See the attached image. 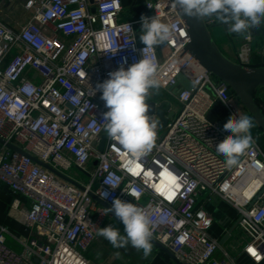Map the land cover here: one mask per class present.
<instances>
[{
	"label": "built area",
	"instance_id": "1",
	"mask_svg": "<svg viewBox=\"0 0 264 264\" xmlns=\"http://www.w3.org/2000/svg\"><path fill=\"white\" fill-rule=\"evenodd\" d=\"M91 1L6 0L0 5V184L27 201L14 199L10 216L37 234L24 238L0 226V264H96L87 254L100 240L106 211L93 196L110 208L114 198L141 208L151 219L152 239L180 264H234L216 257L219 241L208 233L212 219L196 210L205 194L238 211V224L248 236L244 250L263 264L261 130L251 132L252 144L238 163L226 166L216 145L231 134L208 115L216 102L230 115L249 114L229 94L227 83L186 52L189 32L172 1L144 0L145 17H157L173 32L147 52L138 42L141 18L122 21L125 0ZM204 20L207 26L216 22L215 16ZM252 41L251 34L244 37L235 63L251 67ZM145 57L155 60L164 93L153 101L158 106L168 101L171 108L164 129L152 117L154 145L137 158L107 136L103 116L108 108L96 85ZM179 76L192 88L181 85ZM263 95L264 87L256 93L264 110ZM104 135L108 139L100 152ZM8 144L65 176L76 168L90 181L71 178L78 187ZM103 192L109 193L106 199Z\"/></svg>",
	"mask_w": 264,
	"mask_h": 264
},
{
	"label": "clouds",
	"instance_id": "2",
	"mask_svg": "<svg viewBox=\"0 0 264 264\" xmlns=\"http://www.w3.org/2000/svg\"><path fill=\"white\" fill-rule=\"evenodd\" d=\"M176 6L189 17H213L228 26L229 34L244 33L261 26L264 22V0H175ZM142 51L172 38L171 28L157 17H141ZM157 65L154 59L145 57L127 69L120 67L109 73V78L96 85L108 111L104 113L105 132L134 157H143L152 149L156 139L157 122L148 115L146 99L150 89H157L160 81L156 78ZM224 130L231 135L216 145V151L225 157L226 166L236 165L239 157L252 144L253 122L247 115L232 114L224 124ZM103 192L102 198L108 197ZM114 213L124 226V235L111 225L100 228L98 235L114 247L131 244L142 250L145 258L152 252L151 219L131 202L113 199Z\"/></svg>",
	"mask_w": 264,
	"mask_h": 264
},
{
	"label": "crops",
	"instance_id": "3",
	"mask_svg": "<svg viewBox=\"0 0 264 264\" xmlns=\"http://www.w3.org/2000/svg\"><path fill=\"white\" fill-rule=\"evenodd\" d=\"M124 11L121 15L122 21H133L142 16L147 15L144 0H125ZM209 30L216 42L217 46L229 59L235 61V55L244 44V37L251 34L253 41L250 44L251 52L249 54L250 66H258L262 64L264 51V22L257 28L250 29L247 32L229 34L226 27L216 20L209 25ZM142 34L139 30L138 42ZM148 100V97L146 101ZM155 99H151L153 101ZM157 101V100H155ZM230 114L222 103L216 102L211 109L208 118L212 122H221L222 127L227 122ZM224 130V127H223ZM225 131V130H224ZM231 134L229 131H225ZM66 174V172H65ZM85 174V173H84ZM88 176L87 174H85ZM80 183H88V180L79 181L70 175H67ZM18 198L21 203L27 204L24 198L16 197L5 185L0 184V226L7 228L12 234L24 238H34L37 236L33 228H27L23 223L13 219L10 216L11 205L14 199ZM97 206L104 208L97 202ZM105 216L102 219L101 228L111 225L119 229L124 235V226L116 217L106 210ZM197 211L208 214L212 219V225L208 233L212 239L218 240L220 250L216 257L219 260H228L234 264H256L246 254L244 248L248 241L247 234L238 224V211L227 201L219 199H210V196L205 194L200 200L196 208ZM97 217V213H94ZM152 243L151 255L144 257L142 250H137L131 244L121 247H114L105 238L100 236V240L92 246L87 254V257L96 264H178L171 254L159 249L156 244ZM226 254V255H225ZM264 264V263H263Z\"/></svg>",
	"mask_w": 264,
	"mask_h": 264
},
{
	"label": "water",
	"instance_id": "4",
	"mask_svg": "<svg viewBox=\"0 0 264 264\" xmlns=\"http://www.w3.org/2000/svg\"><path fill=\"white\" fill-rule=\"evenodd\" d=\"M6 0H0V5H2ZM94 1V0H92ZM91 1V2H92ZM174 4L176 10L178 11L180 18L183 20L187 27L190 36V43L186 48V52L189 53L202 67H204L208 72H210L216 78L224 81L230 87L229 94L236 96L244 108H246L249 116L254 120L258 128L261 130L264 136V110L260 107L256 99V93L259 88L264 87V51L262 64L253 67H244L240 64L235 63L228 56H225L220 48L217 46L214 38L212 37L210 30L206 24L204 18L199 17H189L182 13L181 10L176 6L175 0H171ZM95 12V10H93ZM179 83L183 85L186 89H191V83L186 81L183 76L178 77ZM174 94L177 93V89H174ZM264 99V95H263ZM148 104V115L152 119L155 115L158 119L161 129H164L167 124V119L165 114L171 108V103L164 101L161 105H157V102L150 101L146 102ZM173 112L168 114V117H172ZM107 136L104 135L101 139V144L99 146V151L103 152ZM3 142L0 140V144ZM10 149L19 152L20 154L31 158L40 166L50 170L52 173L63 178L64 180L81 187L77 182L71 178L55 171L51 166L46 165L30 155L21 151L20 148L8 144ZM94 200L103 206L106 210L110 209V206L99 200L96 196H93ZM111 213V212H110ZM114 215V213H112ZM115 216V215H114ZM153 244L163 251L170 253L168 249L160 245L157 241L152 239ZM174 260L180 264L175 257L171 254Z\"/></svg>",
	"mask_w": 264,
	"mask_h": 264
},
{
	"label": "rangeland",
	"instance_id": "5",
	"mask_svg": "<svg viewBox=\"0 0 264 264\" xmlns=\"http://www.w3.org/2000/svg\"><path fill=\"white\" fill-rule=\"evenodd\" d=\"M164 93L161 91V89L159 90V88L157 89H150L149 91V95H148V100L151 99H163ZM250 117V116H249ZM251 118V117H250ZM252 122H253V127L251 129V132L256 133L257 131H259L258 126L256 125V123L254 122V120L251 118ZM67 175H70L71 177H74L75 179L79 180V181H85L88 180V176H86L83 172H81L80 170L73 168L71 169L69 172H66ZM85 179V180H84Z\"/></svg>",
	"mask_w": 264,
	"mask_h": 264
},
{
	"label": "trees",
	"instance_id": "6",
	"mask_svg": "<svg viewBox=\"0 0 264 264\" xmlns=\"http://www.w3.org/2000/svg\"><path fill=\"white\" fill-rule=\"evenodd\" d=\"M260 143H262V146L264 147V137L260 139Z\"/></svg>",
	"mask_w": 264,
	"mask_h": 264
}]
</instances>
